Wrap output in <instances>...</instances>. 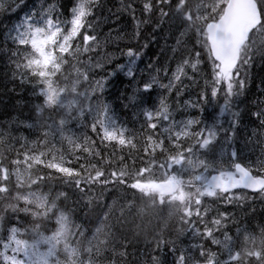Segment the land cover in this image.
<instances>
[{"label":"snow or ice","instance_id":"snow-or-ice-1","mask_svg":"<svg viewBox=\"0 0 264 264\" xmlns=\"http://www.w3.org/2000/svg\"><path fill=\"white\" fill-rule=\"evenodd\" d=\"M24 3L25 0H0V12H15ZM95 3L96 0H77L70 9L71 19L67 22L61 20L59 15L53 19L51 13L58 11L56 4L42 6L39 13L26 16L22 24L16 26V34L11 37L18 49H27L23 54L19 50L15 53L19 57L16 67L21 83H29L34 89L38 88V92L34 94L43 97L44 105L48 108H64L69 117L73 111L83 116L85 108L78 107V99L65 103L67 95L80 96L84 100H90L91 96L87 92L77 91L79 80L74 81L71 87H62L54 78L61 73L62 66L68 63L66 57L78 58L80 54L94 50L93 45L97 39L94 35L87 32L83 34V48L79 42L74 47L73 41L81 35L82 29L91 28L88 18L92 15ZM125 8L136 23V36L139 35L140 26L150 22L153 14L159 17L157 25L169 18L178 23L182 29L181 36H186L189 32L196 34L200 48L207 50V58L212 65L211 97L217 98L223 93L224 103L220 115L225 112H231L232 115V128L224 131H231L234 135L239 113L232 110L233 101L235 97L242 95L246 87L247 68L254 57L258 53L264 55V47L256 48V36H264V0H144L145 20L136 17L133 0H129ZM180 43L178 40L177 44ZM122 55L127 57V63L118 65V69L130 80L134 79L141 53L129 48ZM189 56L191 58L183 59L176 66L167 83L153 75L137 91L150 94L155 88H159L168 95L172 91L179 94L180 86L183 85L182 78H188L186 69L196 71L201 63V51L190 53ZM82 75L87 80V74ZM104 87L103 81H97L92 94L98 90L102 92ZM135 99L133 96V102ZM192 107L196 108L197 104H192ZM43 110V106H37L38 114ZM87 111L92 116L89 127L92 132H98L99 129L98 135L102 142L135 147L131 140L126 139L127 130L118 126L106 104L89 105ZM143 115L151 133L146 137L148 146L144 148L147 159H143L141 162L144 166L135 171L130 170L123 157L120 158V166L110 170L104 167V163L111 164V160L99 164L91 160L81 162L85 158L75 155L77 150L101 158L102 161L103 158L99 151L89 147L87 136L79 137L74 133L66 135V119H60L59 126L55 128L48 125V130L42 133L44 139L39 142L47 144L48 136L58 135L61 147L53 144L44 151L37 152L33 148L20 153L23 158L11 161L16 166L11 170L0 160V202L10 199L22 202V206L19 203H8L0 208V264H101L99 258L104 255L107 238L100 240L98 235L94 236L93 240L97 242L89 241V246L83 250L87 253L84 258L77 239V236H83L84 233L74 231L70 217L57 207V200L64 197L65 193L61 192L56 199H50L47 193L40 190V185L54 178L85 195L97 185L101 188L125 185L148 197L152 204L157 201L160 204L168 203L180 214V222L188 225V230L194 236L221 246L229 254V260L222 261L217 253L206 248L203 243L193 245L199 249L203 264H240L242 254L233 251V237L227 232L223 233V240L215 235L225 228L223 221L228 219L227 214L220 212L210 220L206 219L212 209L204 198L232 204L245 198L243 193L238 194L236 190H250L264 195V148L261 150V158L255 162L241 160L235 149L228 153L230 159L226 164L223 161H210L202 158L196 149L211 150L209 146L219 135V121L210 126H201L203 122L197 118L176 121L167 103V95L159 99L156 108L145 110ZM255 115L260 119L261 125H264V111ZM228 140L231 143V136ZM65 141L69 145L67 149L63 148ZM165 141L171 145V149L166 147ZM156 149H160L165 155L162 161L156 159ZM74 163L78 167H72ZM20 165L24 166L23 169ZM174 167L178 170H174ZM154 168L160 171L159 178H155ZM33 169H36V174ZM41 169L50 171L39 174ZM12 177H15L17 189L15 196H11ZM33 186H36L35 189ZM25 188L28 190L20 191ZM9 211L13 214L15 223L5 229L4 221ZM20 214L31 216L34 220H49L56 227L49 234L40 232L39 224L32 229L22 227L24 221ZM198 225H203L202 231ZM29 232L33 239L22 238ZM96 232L106 237L108 235L104 227L97 228ZM252 239L245 237L246 241ZM114 255L124 256L125 253L114 252ZM243 255L255 257L260 264H264V253L261 251H246ZM108 264H117V261L113 259ZM155 264H160L158 258H155ZM174 264H201V260L181 253Z\"/></svg>","mask_w":264,"mask_h":264},{"label":"trees","instance_id":"trees-1","mask_svg":"<svg viewBox=\"0 0 264 264\" xmlns=\"http://www.w3.org/2000/svg\"><path fill=\"white\" fill-rule=\"evenodd\" d=\"M76 2L77 0H25V3L21 5L19 9L15 12H12L10 10L0 12V32H1L0 33L1 34L0 35V43H1L0 45V88H1L0 105H3V107L0 106V108L2 109V110L0 109V114H1L0 134H2L0 135V154L3 156V163L6 164L7 159L9 160V163H11V161L17 158L22 159L23 157L19 154L33 148L35 151L38 152V151L46 150L47 148L51 147L53 144H55L56 147H61L60 137L58 135L48 136L47 144H40L39 142L44 139L42 133L48 130L47 127L48 125H52L53 128H55L59 126L60 119H66L68 120L65 129L66 135L74 133L76 136L79 137L87 136L89 138V147H91L94 151H99L101 153V157L103 158L102 161L101 158L93 157L90 156L89 153H84L82 152V150H77L75 152V155H81L85 158V160H82L81 162H86V160H91L92 162L99 164L111 160V164L104 163V167L107 170H110L111 168H118L121 163L120 158L123 157L124 160L128 163L130 170L135 171L136 169L143 167L144 164L141 161L143 159H147L144 153V148L148 146L146 142V137L151 133V130L147 128L148 121L143 115V112L151 108V106L154 103V99L156 100L161 93V89L159 88H155L150 94L145 93L144 95H140L138 93L137 91L138 87L144 82H146V80L143 79L141 81L139 80L141 79V77L139 76L140 67L143 66L144 64H146L148 67L153 66L152 67L153 70L155 69L156 71L153 74L156 75L158 79L162 80V82L165 81L168 82V80L171 79V74L173 72L172 70H174L176 66L182 62L181 60L185 58H191L189 56L190 53L201 51L199 50L200 45L199 43H197L195 47L193 46V41L195 40L197 41V39L194 38V36L196 37V34L194 32H189L186 36H181L180 32L182 31V29L180 28V26L177 25L175 27L172 26L170 27L166 23V20L168 18H165V20L162 23H159V25H157V21L159 19L157 14L152 15L150 21L152 23V26L150 22H148L147 24L145 23L144 25L147 27V29H139L138 30L140 31L139 34L141 32L142 33L138 36L135 35V33L137 32L136 31L137 27L136 25H134V30H133L134 34H132L130 37V35L128 36V34L132 32L131 23L132 22H134V24L136 23L132 18L133 17L132 14L128 12L125 8V5L129 3V0H96V3L93 7L92 15L88 18V21L92 25L91 28L86 27L85 29H82L81 35L78 36L75 41H73L74 47L79 42L80 47L83 48L84 45L82 41V36L85 32H87V34L94 35L97 38L95 44L93 45L94 50L80 54L78 58L66 57L68 63L62 66L61 69L62 74L58 73L57 77H55L54 79L62 87L63 86L71 87L74 81L79 80L80 84L78 83L77 91L87 92L88 94L89 92L90 94H92V89L96 86L97 81H103L105 83V87L103 91L100 92L98 90L94 95L92 94L90 100H84L80 96H75L76 98H82L83 107L87 108V103L93 106L96 105L97 103L100 104L107 103L106 105L108 106L109 113L115 116L117 120L121 121L127 119L128 121H130L131 116L137 114L138 115L137 118L140 120V122L143 123V125L141 126L142 128H139L136 131L137 133H131L129 131L126 132V139L131 140L132 144H134L135 147H132L131 145L120 146L115 142H111V143L106 141L102 142L100 136L98 135L99 129L98 132L91 131L89 124L91 123L92 119L88 116L86 111L83 116H80L77 111H73L71 117H69L68 114L64 112L63 108H56V107L48 108L46 105L43 104V97L34 94L35 92H38V88L34 89L29 83H19L20 78L17 75L18 70L16 67V62L19 59V57L15 55V53H17V51L19 50V52L23 54V52H25L27 49H18L17 44L14 43L13 39L11 38L16 34V26L22 24L26 16H31L33 14L39 13L42 6L47 7L48 5L51 4H56L58 6V11L51 13L53 19H55V17L59 15L61 20L67 22L71 19L70 9L75 6ZM143 2L144 0H133L135 15L140 20L147 19L145 13L143 12ZM112 8L115 12L112 11ZM109 17H112L113 19L112 18L109 19ZM115 22L118 23L116 24ZM102 24L104 27L102 26ZM120 24L121 26L122 24L124 26L121 27L119 26ZM105 26H109V27L107 28L108 30H106L103 33V36L101 38L103 39L105 37L104 35H106L107 37L109 36L110 38L109 43L111 42L115 43L117 42V40L122 41L121 38L126 39L127 37L128 38L130 37L131 41H133L134 39L137 41L138 43L137 48L133 45H128L124 47L123 52L124 51L126 52L127 49H129L130 47L132 49L138 50L139 43L143 44L149 35H150L149 39H152V41L157 42L154 44L152 49L150 47L148 49H145L147 48L145 47L141 51L138 50L141 53V57L138 60L139 69L137 70L134 79L130 80L123 72H121L118 69V65H120L121 63L124 64L125 62L127 63V57L121 55L122 52L117 51L116 48L113 49L110 48L109 50L105 42H101L100 35L96 32V29L100 30L101 27L105 28ZM125 26L128 27L125 28ZM119 27L121 28V30ZM156 31H158L157 32L158 34L156 33ZM118 33H120V35ZM154 33L156 34V37ZM146 34L149 35L147 36ZM118 35L119 38H117ZM128 38L126 39L128 40L127 42H131ZM125 39L123 41L124 43H126ZM178 40L181 41L180 44H177ZM166 41H169V43ZM258 46L264 47V36L260 34L256 36V48H259ZM159 47L161 49H159ZM155 50L158 51L159 55ZM115 51H117V53ZM98 53L99 55L101 54L100 55L101 57L98 55ZM167 53L168 54L170 53L172 57L166 59L167 57H165V55ZM118 55L121 56L118 57ZM160 55L163 56L160 57ZM178 56L181 57L179 58ZM175 57L177 58V60H175L176 59ZM155 58H159V59H155ZM162 58H164L165 60ZM178 58L180 59V61H178L179 60ZM200 59H201V63L198 65L196 71H193L190 68L186 69V71L188 72V78H182L183 85L180 86L179 94L176 91H172L171 93L172 98L167 96V103L170 107V110L173 111V116L176 121H181L183 119L199 118L203 122L201 126H210L216 123L217 121H219L218 127L220 128V131L217 140L214 142L217 143L218 138L223 134L225 135V139L229 138V136H231V138L234 137L231 131H224L225 129L231 130L232 115L231 112H225L223 115H220V109L224 103L222 92L217 98L211 97L213 74H212L211 62L207 58V51H201ZM96 64L100 66L96 67ZM160 68H162L163 70ZM114 69L115 71H113ZM165 72H167V76H165ZM85 73L89 75V77L88 76L87 77L90 79L87 78V80L84 81L82 74ZM69 74L70 76H68ZM99 75L102 76L100 77ZM65 77H67V79H65ZM3 78L4 79L6 78L8 80L5 79L6 80L5 82ZM32 79L35 80V78ZM13 81L16 84L13 85L14 83ZM3 85L5 87H3ZM18 86L20 87V89ZM122 86L124 87V89ZM158 90L160 91L158 92ZM6 91H8L9 93ZM162 92L164 91L162 90ZM243 93L242 95H240L241 98L240 96H238L240 99L238 97L236 99L235 97L234 99L235 101H233L234 109L232 107V110L235 112L238 111L239 113L238 123L235 126L234 134L236 135L240 134L243 136V138H250L251 140H249L247 144H243L242 141L240 144L239 143L236 144L233 149L237 150L240 159L243 161H247L248 157H251L253 154H257V157L254 159L255 162L258 160L259 156L261 155L262 148H264V125H261L260 119H258L255 115L257 111L258 112L264 111V105H263L264 104V55H260L258 53L254 57L251 65L248 66L247 83L245 89L243 90ZM206 94L208 95L207 97H205ZM133 96L136 97L135 102H133L132 100ZM163 96L164 93L160 95V98ZM248 97L252 101L253 100L254 101L253 102L250 101ZM198 99L202 101L200 102ZM2 100L3 102H1ZM115 100H118V102H115ZM241 100L243 101L241 102ZM259 101L263 102V104L260 103ZM157 102H159V100H157ZM238 102H240V104ZM192 104H197V107L193 108ZM38 105L43 106L44 109L43 112L40 114H38L37 112ZM205 105L206 107H204ZM242 106L243 108H241ZM239 109H243V112L242 110L240 111ZM1 112L4 113L2 114ZM119 113L122 114L118 115ZM252 119H254V121ZM250 120L252 121L251 123ZM253 133H255L256 135L254 136ZM93 141L94 143H92ZM165 144L166 147L171 149V145L168 144L167 141H165ZM68 147L69 145L65 141L63 144V148L67 149ZM233 149H229L228 152L230 153ZM210 152L211 150L208 149L207 153L209 154ZM204 153L205 150H202L201 155H203ZM155 155L157 160L162 161L165 158V155L161 153L160 149H156ZM71 166L78 167V164L74 163ZM20 167L23 169L24 166L20 165ZM49 171L50 170L48 169H41L39 174H46ZM158 172L159 170L154 168L155 178H159L160 173ZM33 173L36 174V169H33ZM55 175L58 176L59 174H55ZM145 175L147 176V174ZM35 187L36 186H33L34 189ZM130 189L125 185H108L106 188H101L99 185H97L93 187L90 193L85 195L84 193L77 191L76 188L63 183L58 178H54L53 180L48 181L43 185H40V190L44 193H47L50 199H56L57 195L61 192L65 193L64 197L58 199L59 201L57 200V207L59 210L65 212L70 217L73 226L77 227L78 232L84 233L83 236H77V239H79L80 241V249L84 258L87 257V253L84 252L83 250L89 246L90 240H92L93 243H96L97 241L93 240V237L98 235V238L100 240L107 238L108 241L107 244L104 246L106 250L104 252L103 257L99 258L101 264H108V262L113 260V258L117 261V264H138V263L155 264V258H158L160 264H174L176 257L181 253H184L186 255H191L194 259L201 260V264H203V259L199 256V249L193 247L194 244L196 245L203 242L206 248L210 249L214 253H217L218 258L220 260H223L222 253L219 256L220 249L218 248V246L211 244L209 240L202 241L200 237L194 236V234L188 230V225H184L180 222L179 219L180 214L175 212L174 209L168 203L160 204L157 201L156 204H152L151 200L148 197L142 196L137 190L134 189L130 190ZM101 192L103 193V195H101ZM237 193L238 194L243 193L245 198L240 201H236L232 204H224L220 201L214 200L213 198H204L206 203L212 209V211L209 213L206 219L210 220L213 216H216L217 213L220 212L226 213L228 216V219L223 221L225 224V228L222 230V236H223V232H227L231 237H234L237 231L241 229V227L245 229L246 233H248L249 230L254 226L253 224L257 226L259 224L264 223V201L259 203V201H262L264 199V195L261 194L258 196H253L246 192H237ZM126 198L129 200H127ZM15 203L21 204V202H17V201ZM131 204L133 205L134 210L132 209ZM141 210L143 212L142 216H141L142 213ZM98 213L100 215H98ZM129 214L132 215L128 216ZM22 216L23 214H21V219L24 221L22 227L32 229L37 224H39L40 226L39 229H43L46 232L49 231L48 228L51 226V224H49L46 220L44 219L34 220L30 218L23 219ZM172 216L175 217L172 218ZM134 218L136 221L143 220V222L139 221V223L141 222L140 224L142 225H139V223L136 222ZM158 220H160L161 223L160 221L157 222ZM12 221L13 222H11V225L15 223L14 219ZM29 221L31 223L28 224ZM148 221L151 222L149 223ZM152 222L153 224L156 223L155 224L156 226L153 225ZM162 222H164V224ZM169 224L172 226H170ZM159 226H163V227L160 228ZM198 226L201 228L202 231L203 225H198ZM100 227H104L105 232L108 233L107 237L104 234H97L96 230L97 228ZM150 230H153V232ZM152 233L155 235H153ZM216 233L215 235L218 238L219 236ZM149 238H151V241H149ZM154 239L156 240L154 241ZM185 240H188L186 244H184ZM179 242L181 243V245ZM139 243L142 245H140ZM177 244L179 245V248ZM114 252L115 253L123 252L125 253V255L124 256L114 255ZM133 256L137 258H134Z\"/></svg>","mask_w":264,"mask_h":264},{"label":"rangeland","instance_id":"rangeland-1","mask_svg":"<svg viewBox=\"0 0 264 264\" xmlns=\"http://www.w3.org/2000/svg\"><path fill=\"white\" fill-rule=\"evenodd\" d=\"M194 2H195V0H194ZM77 3V2H76ZM166 23L171 27H175V26H177L178 25V23H175V22H173L171 19H167L166 20ZM108 27L107 26H105V28H102V30H101V32L99 33V32H97L99 35H100V39H101V42H105L104 41V38L102 39L101 37V34H103L106 30H108L107 29ZM132 35V34H131ZM140 35V34H139ZM194 38L196 39V37L194 36ZM133 42L135 43V47L137 48V41L134 39L133 40ZM139 42V41H138ZM141 42V41H140ZM197 41L195 40V41H193V46L195 47L196 45H197ZM105 44H107V43H105ZM144 48V43L143 44H141V43H139V46H138V50L139 51H141L142 49ZM199 50H201V51H207L206 49H199ZM167 55V59L170 57V53L168 54H166ZM141 57V56H140ZM144 68H145V64L143 65V66H141L140 67V69H139V67H138V61H137V65H136V69L138 70L139 69V76H141V74H142V72H143V70H144ZM154 73V72H153ZM153 73H147L146 75H143V78H145L144 80H149V79H151V77L154 75ZM165 82H167V81H165ZM160 90H158V92H159ZM139 93V92H138ZM163 94V92H161L160 93V95H162ZM89 95L91 96L92 94H90V92H89ZM160 95H159V97L154 101V103H153V105L151 106V108L150 109H154V108H156L157 106H158V102H157V100H159L160 99ZM168 96V97H171L170 95H168L167 93H164V96ZM83 98V97H82ZM82 98H76L74 95H67V97H66V99H65V103H67V101L68 100H72V99H78L79 101H80V105H78V107H80V106H83V104H82ZM172 98V97H171ZM115 102H117L116 100H115ZM101 105H103L102 103H101ZM88 106H89V104L87 103V108H85V111L87 112V114H88V116L92 119V116H91V114L87 111V109H88ZM63 110H64V112L65 113H67V110L66 109H64L63 108ZM149 110V109H148ZM122 113H119L118 115H121ZM113 116V115H112ZM137 114H135V115H132L131 116V119H130V121H128L127 119H125V120H121V121H119V120H117L116 118H115V116H113L114 118H115V120L117 121V124H118V126H123L127 131H129V132H131V133H137L136 131L139 129V128H142L141 126L143 125V123L142 122H140V120L137 118ZM199 119V118H198ZM184 120H187V119H183V120H181V121H184ZM162 123H166V122H163L162 121ZM126 131V132H127ZM245 138H243V136L242 135H236V134H234V137L233 138H231V143H229V140H228V138L227 139H225V135L223 134L222 136H220L219 138H218V141H217V143H213L212 145H210L209 146V148L211 149V152L208 154L207 153V151H208V149H197V151H198V154L202 157V158H206V159H208V160H210V161H223L225 164L227 163V161L230 159V157H229V155H228V150H227V148H226V146H235L236 144H240L243 140H244ZM189 142H191V143H194V141H189ZM202 150H205V153L203 154V155H201V151ZM257 157V154H253L251 157H248L247 158V161H252V162H254V159ZM259 158H261V155L259 156ZM11 164L12 163H9V160L7 159L6 160V166L7 167H9V169L11 170V168L13 169V168H15V165H13L12 164V166H11ZM174 170H178V169H175V167H174ZM158 173H160V171L158 172ZM10 186H11V188H12V192H11V196H15V193H16V191H17V189L15 188V177H12V180H11V182H10ZM28 189L27 188H25V189H21L20 191H27ZM258 195H261V194H253V196H258ZM264 201V199L262 200V201H259V203H261V202H263ZM16 202V200H14V199H10V200H6V201H3V202H0V208H3L4 207V205H6V204H8V203H15ZM17 202H20V201H17ZM21 204H22V202H21ZM21 215V214H20ZM22 218L23 219H25V218H30V219H33L31 216H27V217H25L24 215L22 216ZM14 219V217H13V214L11 213V211H9L7 214H6V218H5V221H4V227H6L5 229H7L10 225H11V222H13L12 220ZM15 220V219H14ZM45 220V219H44ZM49 224H51V226L48 228V230L49 231H44L43 229H39L40 230V232H42V233H44V234H49L51 231H53L54 229H55V227H56V225L54 224V222H50L49 220H46ZM53 221H54V218H53ZM33 222V221H32ZM29 223H31L30 221L28 222V224ZM73 225V224H72ZM254 226H255V224H253ZM252 225V226H253ZM254 226L249 230V232L248 233H246V231H245V229L244 228H242L241 227V229L239 230V231H237V233H236V235L233 237V244H232V247H233V251L234 252H236V251H239L238 249H241V248H244V247H246L247 245H249V246H251V250L252 251H261L262 253H264V243H262V241H264V233H263V235L261 236V238H259V239H256V240H254V242L253 241H251V240H245V237H250V235L255 231V229H254ZM259 226H264V223L263 224H259V225H257V227H259ZM73 228H74V231H77V227H74L73 226ZM78 232V231H77ZM224 233V232H223ZM6 234V233H5ZM219 237V239H221V240H223V238H224V236H222V231H218L217 233H216ZM260 237V236H259ZM22 238H24V239H28V240H31V239H33V235H32V233L30 232V233H27V234H25ZM188 240H185V242H184V244H186V242H187ZM200 244V243H199ZM203 244H204V242H203ZM195 245V244H194ZM218 246V248L220 249V252H219V256L221 255V253H222V255H223V260L222 261H224V260H229V254H228V252L226 251V250H224L221 246H219V245H217ZM186 251V250H185ZM223 251V252H222ZM240 252V251H239ZM241 254H242V259H241V262H240V264H260V262L259 261H257V259L255 258V257H247V256H245V255H243L244 253L243 252H240ZM61 258H63V253L61 252ZM169 260H170V258H169ZM259 262V263H257V262ZM232 264H236V262L235 263H232Z\"/></svg>","mask_w":264,"mask_h":264},{"label":"bare ground","instance_id":"bare-ground-1","mask_svg":"<svg viewBox=\"0 0 264 264\" xmlns=\"http://www.w3.org/2000/svg\"><path fill=\"white\" fill-rule=\"evenodd\" d=\"M113 8H114V7H113ZM113 8H112V11L115 12V11L113 10ZM116 11H117V10H116ZM118 13H119V12H118ZM120 13H121V12H120ZM113 14H114V13H113ZM106 15H107V14H106ZM109 15H110V14H109ZM102 16H104V15H102ZM118 16H119V15H118ZM130 16H131V15H130ZM106 17H107V16H106ZM110 18H112V17H109V19H110ZM116 18H117V17H116ZM132 18H133V17H132ZM112 19H113V18H112ZM127 19H128V18H127ZM119 20H120V19H119ZM131 20H132V19H131ZM133 20H134V19H133ZM133 20H132V21H133ZM115 21H117V20H115ZM109 22H111V21H109ZM115 23L117 24L118 22H115ZM120 23H121V22H120ZM122 23H123V22H122ZM129 23H130V21H129ZM150 23H151V22H150ZM108 24H109V23H108ZM108 24H107V25H108ZM123 24H124V23H123ZM123 24H122V26H124ZM144 24H145V23H144ZM144 24H142V25L140 26L139 29H147V27H146ZM146 24H147V23H146ZM134 25H136V24H134V22H132V23H131L132 32H130V33L128 34V36L130 35V37H131V34H134V33H133ZM97 26H98V25H97ZM102 26H103V24H102ZM117 26H118V25H117ZM119 26H121V24H120ZM122 26H121V27H122ZM149 26H150V25H149ZM151 26H152V23H151ZM3 27H4V26H3ZM103 27H104V26H103ZM103 27H101L100 30H97V29H96V32H99V33H100ZM107 27H109V26H107ZM126 27H128V26H125V28H126ZM155 27H156V26H155ZM119 28H120V27H119ZM150 28H151V27H150ZM6 29H7V28H6ZM93 29H94V28H93ZM114 29H115V28H114ZM122 29H123V28H122ZM135 29H136V28H135ZM120 30H121V28H120ZM123 30H124V29H123ZM125 31H126V29H125ZM136 31H137V30H136ZM145 31H147V30H145ZM154 31H155V30H154ZM2 32H3V30H2ZM116 32H117V31H116ZM128 32H129V31H128ZM139 32H140V31H139ZM157 32H158V31H156V33H157ZM0 33H1V32H0ZM4 33H5V32H4ZM141 33H142V32H141ZM141 33H140V34H141ZM146 33H147V32H146ZM118 34L120 35V33H118ZM149 34H150V33H149ZM149 34H148V35H149ZM151 34H152V33H151ZM154 34H155V33H154ZM157 34H158V33H157ZM0 35H1V34H0ZM2 35H3V34H2ZM4 35H6V34H4ZM119 35H118L117 38H119ZM146 35H147V34H146ZM146 35H145V36H146ZM148 35H147V36H148ZM159 35H160V34H159ZM101 36H103V34H101ZM104 36L106 37V38L104 37V41H105V43H107L106 46H107V48H108L109 50H110V48H112V49H113V48H116L117 51H120V52L123 53V50H124V47H125V46H128V45H133V46H134V45H135V43H134L133 41H131L130 37H129V38L127 37V38H128L131 42H127V41H128V40H126L127 38H126V39L124 38V39L126 40V43H124V42H123L124 39L121 38L122 41H120V40L118 41V40H117V42H115V43H112V42L109 43V40H110L109 36H108V37H107L106 35H104ZM126 36H127V35H126ZM257 36H258V35H257ZM113 37H114V36H113ZM149 37H150V35L148 36V38H147L146 41L144 42V48L147 47V48H145V49H148L149 47L152 49L153 46H154V44L157 43V42H155V41H152V39H149ZM155 37H156V34H155ZM4 38H5V37H4ZM115 38H116V37H115ZM117 38H116V39H117ZM145 38H146V37H145ZM153 38H154V37H153ZM160 38H161V37H160ZM164 38H165V37H164ZM113 39H114V38H113ZM169 39H170V38H169ZM169 39H168V40H169ZM165 40H166V39H165ZM5 41H6V40H5ZM5 41H4V42H5ZM156 41H157V40H156ZM159 41H160V39H159ZM170 41H171V40H170ZM8 42H9V41H8ZM8 42H7V44H8ZM163 42H164V41H163ZM166 42L169 43V41H166ZM257 42H258V41H257ZM5 43H6V42H5ZM0 45H1V43H0ZM169 45H170V44H169ZM171 45H173V44H171ZM133 46H132V47H133ZM159 46H160V45H159ZM258 47H259V46H258ZM260 47H262V46H260ZM260 47H259V48H260ZM11 48H12V47H11ZM100 48H101V47H100ZM100 48H99V49H100ZM102 48H103V47H102ZM130 48H131V47H130ZM133 48H134V47H133ZM154 49H155V48H154ZM154 49H153V50H154ZM159 49H161V48L159 47ZM9 50H10V49H9ZM96 50H97V49H96ZM101 50H103V49H101ZM104 50H106V49H104ZM127 50H128V49H127ZM112 51H114V50H112ZM117 51H115V52L117 53ZM143 51H145V50H143ZM155 51H156V50H155ZM97 52H98V51H97ZM108 52H109V51H108ZM108 52H107V53H108ZM115 52H114V53H115ZM124 52H125V51H124ZM156 52L158 53V51H156ZM177 52H178V51H177ZM110 53H111V52H110ZM110 53H109V54H110ZM153 53H154V52H153ZM162 53H163V52H162ZM104 54H105V53H104ZM119 54H120V53H119ZM172 54H173V52H172ZM179 54H180V53H179ZM98 55H99V53H98ZM100 55H101V54H100ZM100 55H99V56H100ZM105 55H106V54H105ZM121 55H122V54H121ZM121 55H120V56H121ZM158 55H159V53H158ZM110 56H111V55H110ZM120 56L118 55V57H120ZM162 56H163V55H160V57H162ZM181 56H182V54H181ZM181 56H180V57H181ZM183 56H184V55H183ZM100 57H101V56H100ZM115 57H116V55H115ZM154 57H155V54H154ZM154 57H153V59H154ZM165 57H167V55H165ZM165 57H164V58H165ZM170 57H172L171 54H170ZM176 57H177V56H176ZM176 57H175V58H176ZM178 57H179V56H178ZM180 57H179V58H180ZM106 58H107V57H106ZM109 58H110V57H109ZM109 58H108V59H109ZM112 58H113V57H112ZM150 58H151V57H150ZM164 58H162V59H164ZM179 58H178V59H179ZM104 59H105V58H104ZM148 59H149V58H148ZM155 59H159V58H155ZM166 59H167V58H166ZM112 60H113V59H112ZM117 60H118V59H117ZM117 60H116V61H117ZM146 60H147V59H146ZM164 60H165V59H164ZM175 60H177V58H176ZM109 61H110V60H109ZM109 61H108V62H109ZM118 61H119V60H118ZM157 61H158V60H157ZM157 61H156V63H157ZM178 61H180V59H179ZM181 61H182V60H181ZM101 62H102V61H101ZM105 62H106V61H105ZM111 62H112V61H111ZM163 62H164V61H163ZM115 63H116V62H115ZM120 63H121V62H120ZM125 63H126V62H125ZM125 63H124V64H125ZM151 63H152V62H151ZM153 63H154V62H153ZM159 63H160V61H159ZM164 63H165V62H164ZM261 63H262V62H261ZM97 64H98V63H97ZM97 64H96V67H97ZM105 64H106V63H105ZM110 64H111V63H110ZM116 64H117V63H116ZM121 64H122V63H121ZM103 65H104V64H103ZM151 65H152V64H151ZM151 65H150V66H151ZM157 65H158V64H157ZM165 65H166V64H165ZM261 65H262V64H261ZM105 66H106V65H105ZM111 66H112V65H111ZM115 66H116V65H115ZM154 66H155V65H154ZM4 67H5V66H4ZM4 67H3V68H4ZM112 67H113V66H112ZM116 67H117V66H116ZM152 67H153V66H152ZM152 67H148V66L145 64V68H144V70H143V72H142V74H141V76H140L141 79H139L140 81H141L142 79H143V80L145 79V78H143V75H146L147 73H153V72H156L155 69L153 70ZM156 67H157V66H156ZM156 67H154V68H156ZM259 67H260V65H259ZM5 68H6V67H5ZM103 68H105V67H103ZM114 68H115V67H114ZM163 68H164V67H163ZM66 69H67V68H66ZM93 69H94V67H93ZM100 69H101V68H100ZM160 69H162V68H160ZM2 70H3V69H2ZM68 70H70V69H68ZM111 70H112V69H111ZM156 70H157V69H156ZM162 70H163V69H162ZM174 70H175V69H174ZM174 70H172V71H174ZM260 70H261V69H260ZM100 71H102V70H100ZM105 71H106V70H105ZM113 71H115V69H114ZM3 72H4V71H3ZM70 72H71V71H70ZM78 72H79V71H78ZM93 72H94V71H93ZM4 73H5V72H4ZM7 73H8V72H7ZM94 73H95V72H94ZM157 73H158V72H157ZM162 73H163V72H162ZM2 74H3V73H2ZM88 74H89V73H88ZM106 74H107V72H106ZM158 74H159V73H158ZM6 75H7V74H6ZM65 75H66V74H65ZM71 75H72V74H71ZM2 76H3V75H2ZM13 76H14V75H13ZM68 76H70V74H69ZM87 76L89 77V75H87ZM99 76H100V75H99ZM101 76H102V75H101ZM101 76H100V77H101ZM103 76H104V74H103ZM8 77H9V76H8ZM10 77H11V75H10ZM71 77H72V76H71ZM71 77H69V78H71ZM79 77H80V76H79ZM90 77H91V76H90ZM93 77H94V76H93ZM93 77H92V78H93ZM97 77H98V76H97ZM76 78H77V77H76ZM262 78H263V77H262ZM5 79H6V78H5ZM5 79L3 78V80L6 82V80H8V79H6V80H5ZM14 79H15V77H14ZM14 79H13V80H14ZM88 79H90V78H88ZM91 80H92V79H91ZM260 80H261V78H260ZM1 81H2V80H1ZM15 81H16V80H15ZM18 81H19V79H18ZM69 81H70V80H69ZM84 81H85V79H84ZM88 81H89V80H88ZM9 82H10V80H9ZM13 82H14V81H13ZM70 82H71V81H70ZM80 82H81V80H80ZM89 82H90V81H89ZM138 82H139V81H138ZM138 82H137V83H138ZM262 82H263V80H262ZM2 83H3V82H2ZM19 83H21V81H20ZM82 83H83V82H82ZM82 83H81V84H82ZM84 83H85V82H84ZM164 83H165V82H164ZM166 83H167V82H166ZM260 83H261V82H260ZM7 84H8V83H7ZM14 84H16V83L14 82L13 85H14ZM79 84H80V83H79ZM17 85H18V84H17ZM19 85H20V84H19ZM22 85H23V84H22ZM84 85H85V84H84ZM134 85H135V83H134ZM136 85H137V84H136ZM138 85H140V84H138ZM6 86H8V85H6ZM77 86H78V85H77ZM79 86H80V85H79ZM81 86H82V85H81ZM3 87H5V86L3 85ZM14 87H15V86H14ZM18 87H19V86H18ZM87 87H88V86H87ZM118 87H119V86H118ZM122 87H123V86H122ZM125 87H126V86H125ZM127 87H128V86H127ZM135 87H137V86H135ZM12 88H13V87H12ZM129 88H130V87H129ZM0 89H1V88H0ZM8 89H9V88H8ZM13 89H14V88H13ZM19 89H20V87H19ZM80 89H81V88H80ZM114 89H115V88H114ZM120 89H121V88H120ZM123 89H124V87H123ZM192 89H193V88H192ZM257 89H258V88H257ZM3 90H4V89H3ZM6 90H7V89H6ZM9 90H10V89H9ZM17 90H18V89H17ZM22 90H23V89H22ZM22 90H21V91H22ZM125 90H126V89H125ZM134 90H135V89H134ZM252 90H253V89H252ZM254 90H255V89H254ZM10 91H11V90H10ZM110 91H111V90H110ZM121 91H123V90H121ZM255 91H256V90H255ZM258 91H259V90H258ZM6 92H8V91H6ZM19 92H20V91H19ZM127 92H128V91H127ZM127 92H126V93H127ZM130 92H131V91H130ZM161 92H162V90H161ZM189 92H190V91H189ZM244 92H245V91H244ZM250 92H251V91H250ZM8 93H9V92H8ZM10 93H11V92H10ZM131 93H132V92H131ZM163 93H166V92H163ZM207 93H208V91H207ZM251 93H252V92H251ZM256 93H258V92H256ZM19 94H20V93H19ZM21 94H22V93H21ZM115 94H116V93H115ZM129 94H130V93H129ZM200 94H201V93H200ZM243 94H244V93H243ZM249 94H250V93H249ZM113 95H114V94H113ZM171 95H172V94H170V96H171ZM252 95H253V94H252ZM252 95H250V96H252ZM256 95H257V94H256ZM3 96H4V95H3ZM207 96H208V95L206 94L205 97H207ZM257 96H258V95H257ZM171 97H172V96H171ZM198 97H199V96H198ZM200 97H202V96H200ZM243 97H244V95H243ZM22 98H23V97H22ZM111 98H112V97H111ZM117 98H118V97H117ZM150 98H151V97H150ZM150 98H149V99H150ZM238 98H239V97H238ZM240 98H241V96H240ZM240 98H239V99H240ZM248 98H249V97H248ZM7 99H8V98H7ZM113 99H114V98H113ZM200 99H201V98H200ZM210 99H211V98H210ZM210 99H209V100H210ZM236 99H237V97H236ZM242 99H243V98H242ZM245 99H246V98H245ZM249 99H250V98H249ZM256 99H257V98H256ZM3 100H4V99H3ZM3 100H2L1 102H3ZM5 100H6V99H5ZM109 100H110V99H109ZM198 100H199V99H198ZM206 100H207V99H206ZM209 100H208V101H209ZM247 100H248V99H247ZM259 100H260V99H259ZM116 101L118 102V100H116ZM120 101H121V100H120ZM125 101H126V100H125ZM125 101H124V102H125ZM151 101H152V100H151ZM199 101H200V100H199ZM201 101H202V100H201ZM201 101H200V102H201ZM208 101H207V102H208ZM210 101H211V100H210ZM210 101H209V102H210ZM234 101H235V100H234ZM242 101H243V100H241V102H242ZM250 101H252V100L250 99ZM253 101H254V100H253ZM253 101H252V102H253ZM7 102H8V101H7ZM103 102H104V101H103ZM236 102H237V100H236ZM259 102H260V101H259ZM20 103H22V102H20ZM23 103H24V102H23ZM212 103H213V102H212ZM212 103H211V104H212ZM238 103L240 104V102H238ZM260 103L263 104V102H260ZM260 103H259V105H260ZM13 104H14V103H13ZM15 104H16V103H15ZM18 104H19V103H18ZM103 104H104V103H103ZM106 104H107V103H106ZM236 104H237V103H236ZM242 104H243V103H242ZM262 104H261V105H262ZM22 105H23V104H22ZM22 105H21V106H22ZM234 105H235V104H234ZM263 105H264V104H263ZM263 105H262V106H263ZM0 106L3 107V105H0ZM9 106H10V104H9ZM18 106H20V105H18ZM202 106H203V105H202ZM239 106H240V105H239ZM239 106H237V107H239ZM256 106H257V105H256ZM15 107H16V105H15ZM204 107H206V105H205ZM210 107H211V106H210ZM245 107H246V106H245ZM245 107H244V108H245ZM5 108H6V107H5ZM130 108H131V107H130ZM241 108H243V106H242ZM0 109H1V108H0ZM16 109H17V107H16ZM233 109H234V107H233ZM259 109H260V108H259ZM261 109H263V108H261ZM1 110H2V109H1ZM6 110H7V109H6ZM236 110H237V109H236ZM239 110H240V111L242 110V112H243V109H239ZM250 110H251V109H250ZM252 111H253V109H252ZM260 111H261V110H260ZM122 112H123V111H122ZM237 112H238V111H237ZM257 112H258V111H257ZM1 113H2V112H1ZM3 113H4V112H3ZM3 113H2V114H3ZM0 115H1V114H0ZM252 118H253V116H252ZM252 120L254 121V119H252ZM255 121H256V120H255ZM251 122H252V121L250 120V123H251ZM253 123H254V122H253ZM255 123H256V122H255ZM257 123H258V122H257ZM257 126H258V125H257ZM26 127H27V126H26ZM255 128H256V127H255ZM236 129H237V127H236ZM257 129H258V128H257ZM19 131H20V130H19ZM140 132H141V131H140ZM244 140H245V142H244ZM244 140H243V144H247L248 141L251 140V139H250V138H245ZM251 143H252V142H251ZM249 144H250V143H249ZM244 146H245V145H244ZM250 146H253V145H250ZM250 146H249V147H250ZM226 148H227V150H229V149H233L234 146H226ZM241 148H242V147H241ZM105 149H106V148H105ZM110 149H111V148H110ZM242 149H243V148H242ZM111 150H112V149H111ZM105 151H106V150H105ZM105 151H104V153H105ZM107 151H109V150H107ZM111 153H112V152H111ZM111 156H112V155H111ZM114 156H115V154H114ZM114 156H113V157H114ZM121 188H124V187H121ZM125 189H126V188H125ZM129 189H130V188H129ZM130 190H131V189H130ZM111 192H112V191H111ZM122 192H123V191H122ZM125 194H126V193H125ZM125 194H124V195H125ZM131 194H132V193H131ZM253 194H258V193H253ZM121 195H122V194H121ZM127 195H128V194H127ZM113 196H114V195H113ZM111 198H112V197H111ZM111 198H110V199H111ZM117 198H118V197H117ZM119 198H120V197H119ZM127 198H128V197H127ZM127 198H126V199H127ZM130 199H131V198H130ZM127 200H129V199H127ZM58 201H59V200H58ZM126 202H127V201H126ZM126 202H125V203H126ZM128 202H129V201H128ZM109 203H110V202H109ZM118 203H119V202H118ZM129 203H130V202H129ZM131 203H132V202H131ZM122 204H123V203H122ZM134 204H135V203H134ZM131 205H132V204H131ZM124 206H125V205H124ZM107 208H108V207H107ZM123 209H125V208H123ZM132 209H133V205H132ZM129 210H130V207H129ZM133 210H134V209H133ZM102 211H103V210H102ZM123 211H124V210H123ZM136 211H137V210H136ZM136 211H135V212H136ZM98 212H100V211H98ZM135 212H134V214H135ZM137 212H138V211H137ZM141 212H142V210H141ZM126 213H128V212H126ZM126 213H125V214H126ZM130 213H131V212H130ZM136 214H138V213H136ZM142 214H143V212L141 213V216H142ZM98 215H100V214L98 213ZM98 215H97V216H98ZM126 215H127V214H126ZM131 215H132V214H131ZM131 215L129 214L128 216H131ZM94 216H96V215H94ZM143 216H144V215H143ZM86 217H88V216H86ZM138 217H139V215H138ZM144 217H145V216H144ZM174 217H175V216H172V218H174ZM98 218H99V217H98ZM132 218H133V217H132ZM141 218H143V217H141ZM89 219H90V217H89ZM169 219H170V218H169ZM169 219H168V220H169ZM177 219H178V218H177ZM177 219H176V221H177ZM87 220H88V219H87ZM134 220H135V218H134ZM146 220H148V219H146ZM160 220H161V219H160ZM160 220H158L157 222H159ZM170 220H171V219H170ZM170 220H169V221H170ZM178 220H179V219H178ZM90 221H91V220H90ZM94 221H95V220H94ZM96 221H97V220H96ZM135 221H136V220H135ZM139 221H142V222H143V220H139ZM139 221H136V222L139 223ZM144 221H145V220H144ZM163 221H165V220H163ZM166 221H167V220H166ZM91 222H92V221H91ZM148 222H149V221H148ZM150 222H151V221H150ZM150 222H149V223H150ZM89 223H90V222H89ZM140 223H141V222H140ZM140 223H139V225H142V224H140ZM160 223H161V221H160ZM162 223L164 224V222H162ZM167 223H168V222H167ZM171 223H172V222H171ZM94 224H95V223H94ZM152 224H153V222H152ZM155 224H156V223H155ZM155 224H153V225H155ZM175 224H176V223H175ZM97 225H98V224H97ZM146 225H147V224H146ZM159 225H160V224H159ZM169 225H170V224H169ZM184 225H185V224H184ZM92 226H93V225H92ZM149 226H150V225H149ZM155 226H156V225H155ZM163 226H164V225H163ZM163 226H159V227L161 228V227H163ZM166 226H167V224H166ZM166 226H165V227H166ZM170 226H172V225H170ZM143 228H144V227H143ZM155 228H156V227H155ZM172 228H173V227H172ZM146 229H147V228H146ZM151 229H152V226H151ZM156 229H157V228H156ZM166 229H167V228H166ZM169 229H170V228H169ZM254 229H255V231L250 235V237L253 238L251 241L261 238V236H262L263 233H264V232H262V229H264V226H259V227L254 226ZM163 230H164V229H163ZM143 231H144V230H143ZM146 231H147V230H146ZM148 231H149V230H148ZM150 231L153 232V230H150ZM157 231H158V230H157ZM160 231H161V230H160ZM141 232H142V231H141ZM142 233H143V232H142ZM148 233H149V232H148ZM150 233H151V232H150ZM156 233H157V232H156ZM165 233H167V232H165ZM168 233H169V232H168ZM140 234H141V233H140ZM152 234H153V233H152ZM144 235H145V233H144ZM153 235H155V234H153ZM146 236H147V235H146ZM163 236H164V235H163ZM259 236H260V237H259ZM151 237H153V236H151ZM139 238H140V237H139ZM144 238H145V236H144ZM160 238H161V237H160ZM168 239H169V238H168ZM172 239H173V238H172ZM147 240H148V239H147ZM152 240H153V239H152ZM155 240H156V239H154V241H155ZM164 240H165V239H164ZM164 240H163V241H164ZM169 240H170V239H169ZM169 240H168V241H169ZM174 240H175V238H174ZM143 241H144V240H143ZM149 241H151V238H149ZM154 241H153V242H154ZM157 242H160V241H157ZM179 243H180V242H179ZM139 244H140V243H139ZM160 244H161V243H160ZM140 245H142V244H140ZM155 245H156V244H155ZM177 245H178V244H177ZM180 245H181V243H180ZM182 245H183V244H182ZM175 246H176V245H175ZM166 247H167V246H166ZM176 247H177V246H176ZM178 248H179V245H178ZM180 248H181V247H180ZM183 248H184V247H183ZM172 249H173V248H172ZM176 249H177V248H176ZM238 250H239L240 252H243V253H245L246 251H252V250H251V246H249V245H247V246L244 247V248L238 249ZM179 251H180V250H179ZM186 251H187V250H186ZM192 251H193V250H192ZM192 251H191V252H192ZM189 253H190V252H189ZM133 255H134V254H133ZM113 256H114V255H113ZM115 257H116V256H115ZM133 257H134V258H137V257H135V256H133ZM113 259H114V258H113ZM131 259H132V258H131ZM151 260H152V259H151ZM134 261H136V260H134ZM139 261H140V260H139ZM126 262H127V261H126ZM130 262H131V261H130ZM130 262H128V263H130ZM168 262H169V261H168ZM144 263H145V262H144ZM138 264H139V263H138Z\"/></svg>","mask_w":264,"mask_h":264},{"label":"water","instance_id":"water-1","mask_svg":"<svg viewBox=\"0 0 264 264\" xmlns=\"http://www.w3.org/2000/svg\"><path fill=\"white\" fill-rule=\"evenodd\" d=\"M240 190H244V189H240ZM245 191H248V192H250V193H256V192H252V191H250V190H245Z\"/></svg>","mask_w":264,"mask_h":264}]
</instances>
